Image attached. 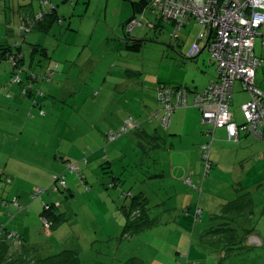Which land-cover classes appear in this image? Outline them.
<instances>
[{"label": "rangeland", "instance_id": "rangeland-1", "mask_svg": "<svg viewBox=\"0 0 264 264\" xmlns=\"http://www.w3.org/2000/svg\"><path fill=\"white\" fill-rule=\"evenodd\" d=\"M43 1H47V4L43 5ZM135 1L140 0H75V3L73 0H0V35L4 31V27L10 28L8 34L4 31V40H1V43L7 42L12 45L17 42L21 44L28 60L33 56H30V48H33V45H38L39 52H34V57H37V63L39 60L44 62L46 68L41 71L36 64L34 73L41 78L47 69L53 68L55 72L50 76L49 81L38 79L35 83L36 87L46 91L47 94L52 90L57 92V89L62 87V90L57 93H65L68 100V110L65 113H61L59 109L54 111L53 107L43 108L44 111L40 112L41 116H36L49 121H46L48 124L46 128L39 129L40 134L35 135L33 143L25 141L15 151L0 152V168H4L5 163L15 160L17 165L19 156H55L56 154L72 157L73 160L70 163L80 167L79 171L72 172L66 163L61 174L56 175L65 176L67 186L71 188L72 193L67 189L63 193L52 192L50 190L53 184L52 180L48 187H37V189L48 190L40 198L36 200L33 198L35 188L29 200L25 202L18 200L17 203L24 208L21 212L17 207L18 204L15 205L13 212L7 209L13 206L11 202L15 195L9 191L12 186L7 183V172L0 169V203L2 206L0 209V233L4 225H8L9 231L18 233L17 231L21 229L18 225L25 217H28V223L38 220L39 225L34 229L30 228L31 232L28 233L29 241L27 242L32 246L36 245L38 253L45 258L57 255L64 250H71L78 253L81 264H152L151 258L158 251L174 253L177 250L181 253L180 255H185L188 253L189 245L192 244L193 250H196V253L200 252L199 244L194 239L192 231L186 230L185 232L183 225H177L170 214L161 212L163 210L160 205L155 207L156 204H161L162 199L160 190H156L157 184H159L158 180L150 181L149 186L142 183L148 174L149 160H142L141 157H138L143 155L136 147L138 139L135 137L133 140L135 131L123 135L114 143L107 140V133L110 130L121 128L116 124L115 119L119 120L126 115L129 116L128 102L123 98V94L128 91L129 86H134L138 93L142 92L140 95L145 96L144 100L148 104L147 95L152 93L151 90L154 89L158 80L168 83V85L173 84L166 75L175 72L174 65H178L185 71L182 77L186 78L185 85L187 86L192 85L194 77H196L197 83L199 82L198 85H201V77L205 76L202 73L204 68L198 67L197 60L183 59L180 56V51L184 54L187 53L198 39L201 27L195 21L181 30L178 41H174L172 38L174 28L167 22L163 23L161 31L149 30L146 27L137 28L130 34V38L152 40L145 42L140 52L126 51L123 40L127 30H125L124 24L133 15L132 2ZM49 7L57 9L55 22L52 23L49 30L47 28L44 31L40 30L41 27L38 26L30 33H21L20 27L23 23L21 17L33 16L35 13H45L46 15L47 11L51 10ZM145 17L148 22L158 23L155 14L147 11ZM261 43L262 37H258L256 55H261L260 57L264 60ZM205 52L208 54L207 51ZM207 54L206 56L209 57ZM126 71L134 75L128 76ZM104 88L106 90L102 93ZM135 99L143 103L140 98ZM57 103L58 108H63L66 105L62 100ZM156 104L159 106L158 102ZM234 104L237 105L236 98L233 99L232 107ZM184 109L186 108L176 112H182ZM177 120L183 122L182 118ZM35 122H37L36 119ZM237 122H244L243 116ZM173 126L174 123L171 122L170 127L163 128V130L170 134L175 133ZM216 143L218 144V141ZM122 147H126L130 153L124 150L126 157L119 162V166L115 168L116 171L120 165L128 163L126 161L130 155L133 158L136 156L134 164H143V167H140L142 169L139 167L137 169L133 165L134 170L129 171L133 173L136 170L135 178L141 177L143 179L141 181H135L136 183L132 184L129 181L128 172H124V196L131 193L127 192L128 190H132L133 194H131L135 196L141 191L145 192L152 201L148 204L149 211L158 216V219L145 221L147 226H144L135 235H124V228L114 215L117 212L116 209L124 202L123 194L110 187L109 182H106L108 181L107 177L105 178L102 172L98 173L96 167L92 169L94 168L92 164L96 163L95 161L91 162V168L88 171L85 172L84 169L88 165L84 162V158L100 156L101 162H103L108 155L115 156L119 152L122 153L119 151ZM1 156L13 157L5 161ZM150 156L155 155L150 154ZM165 156L170 155L166 154ZM16 165L14 169L19 171ZM22 171L29 172L23 169ZM9 177L17 185H19V180L26 186L28 185L25 178ZM102 180L105 184L100 182ZM203 188L205 187L203 186ZM221 189L226 191L223 194L230 196L229 186L222 184ZM181 191L184 189L181 188ZM203 193L204 191L200 197H202V202H205V193ZM261 194L264 196V190ZM261 194L256 200L264 203V197L261 198ZM53 195L60 196L55 198V201L61 202L62 205L58 212L65 214V220L62 224L61 220L60 225L58 224L56 228L47 230L44 228L38 212L42 208L43 201L52 199ZM169 195L172 194L169 193ZM196 197L199 199L198 193L195 195V200H197ZM7 199L10 202L9 207L3 204V200ZM229 199L233 200L234 198L230 196ZM49 201V203H55L54 199ZM168 201L166 200V203ZM189 207L193 208V206ZM120 209L118 212L121 214ZM29 212L31 214L27 215ZM12 213L19 217L14 219ZM177 213L179 214V210L175 211L173 216L175 217ZM181 213L187 217L185 213ZM259 216L258 214L256 218ZM260 228L264 231V220L259 224V230ZM183 233L187 236V242L179 240V235ZM0 237L2 238V236ZM256 250L263 252L260 259L264 260L263 245H252V248L247 250L242 249L232 252V254L229 253L227 259L233 257L234 253H236L234 256H237L242 252L253 253ZM191 259L193 260L192 257ZM186 261L188 260L184 259L183 262L186 263ZM243 264H250V259H244Z\"/></svg>", "mask_w": 264, "mask_h": 264}, {"label": "crops", "instance_id": "crops-1", "mask_svg": "<svg viewBox=\"0 0 264 264\" xmlns=\"http://www.w3.org/2000/svg\"><path fill=\"white\" fill-rule=\"evenodd\" d=\"M22 18L24 17H21V19ZM50 27H47V29L49 30ZM9 29L10 28L4 27L3 30L8 34L10 32ZM162 29L163 27L159 30L157 29V31H161ZM40 30H46V25L41 26ZM4 31H2L0 35V43L2 42L1 40H4ZM32 47L33 48H30V56L33 55L32 58L28 60L26 55H24V67L28 71L26 73H20V76L27 86L36 89L37 87L35 83L37 81H31L35 79L34 76L36 75V73H34V68L36 67V64H38L37 68L42 71L46 66L41 60L37 63V57H34V45ZM261 49L264 51L262 44ZM205 51H207L208 54ZM206 54L209 57H207ZM194 55L197 56L195 60L198 61V67L204 68L202 73H204L205 76L201 77V85H198L199 82L197 83L196 77H194L195 79L193 80L192 85H185L186 78L182 77L185 71L178 65L173 66L174 73L171 72L166 75L167 79L173 82L170 86H183L188 89L187 101L189 107L182 112H174L176 115L174 114V116L171 117L168 126L169 128L171 122L174 123L173 130L175 133L170 135V133L163 130L160 124L161 114L159 113L160 106H157L156 104L158 102L156 88L159 84L168 83L159 80L154 86V89H150L152 93L147 95L149 98V105L146 104V101L144 100L145 96L143 94L140 95L142 92L138 93L134 86H129L128 91H125L123 94V98L128 102L127 112L129 116L126 115L123 119L121 118L119 120L113 118L116 120V124L120 127H122L128 120L132 119L134 122L141 124V130L144 131V133L146 132L149 135L155 133L157 137H161L158 141L159 143L161 142L164 147H161L159 152L156 151V147L154 151L151 150L150 154L155 156H150L149 154L150 168L147 177L144 180L141 177L135 178L136 170L133 173L129 172L134 170V166L137 168L133 163L136 156H134V158L131 155L128 156L129 159L126 161L128 163L120 165L119 169L117 171L115 170V168L119 166V162L123 161L126 157L124 150L129 152L126 147L119 149L122 153L119 152V154H116L115 156H106L103 162H101L100 156H88V165L84 168L85 172L91 168V162L95 161L96 163L92 164V166H94L92 169H95L96 167L98 173L102 172L104 177H107L108 181L106 182H109V186L120 194L124 193V172H128V176H130L129 181H131L132 184L136 183L135 181L138 182L143 180L142 183H146V185L149 186L150 181L158 180L159 184H157L156 190H160L159 193L162 199L161 204L158 203L155 207L160 205L163 210L161 212L170 214L177 225H183L182 227L185 232L186 230H191L194 239H196L199 244L200 252L196 253V250H193L192 244L189 245L188 253L185 255H180L181 253L177 252V250L174 253H163V251H158L157 254L151 258L152 264H174L175 261L183 262L184 259L188 260L189 264H243L244 259H250V264H264V260L260 259L263 254L262 251L256 250L253 253L242 252L237 256H234L236 254L234 253L232 255L233 257L228 260V257L226 259L224 258V253H215L207 248L204 243L208 240H214L211 235L208 237L205 236L210 229L221 223L230 222L233 225L241 226L238 232L241 236L244 235V230L250 231V233H248L249 237L254 236L260 239L264 246V231L261 230V228L259 230V224L264 220V203H261L260 200H256L258 195L264 190V134L262 137H257L251 134H241L239 140L230 141L225 128L216 129L215 137H217V139L212 143V161L214 162V167L209 178L203 183V166L201 162L200 147L210 138L204 133V131L206 132L213 129V127L209 124H203L200 111L195 108L193 104L195 95L205 90L210 82L217 80V67L212 60L211 53L206 48V43L199 41V39L196 40L195 44L187 51V53L184 54L180 51V56L183 59H188L186 56ZM126 73L128 76L134 75L128 71H126ZM12 74L13 66L11 62L8 59L0 58V152L2 153H5L6 150H17V148H20L25 141L30 143L35 141V135L40 134L38 132L39 129L42 130V127L45 129L48 125L46 123L48 120H43L36 116H41L40 112L44 111L43 108L53 107L54 111L59 109L61 113H65L66 110H68L66 94L57 93L62 90V87H59L61 89L58 88L57 92L52 90L51 92L49 91L48 94L46 91L45 93L40 89L44 92V96L39 98H36L35 95L31 93L29 95H24L21 92L22 85L19 83L14 84L10 81ZM29 74L34 75L29 78ZM255 82L256 86L264 91V66L258 69ZM32 90L33 93H35L34 89ZM105 90L106 89L104 88L102 93H104ZM135 98H140L143 103ZM234 98H236L237 105H233L231 112L233 118L237 121L243 116L241 106L249 100V94L244 90L241 81H238L235 84ZM34 100H37V106L35 105ZM59 100H62L63 103L66 104L63 108H58L57 102H59ZM39 118L40 120H38ZM181 118L183 119V122L177 120ZM35 119L37 122H35ZM133 140H135V136ZM217 141L218 144L216 143ZM136 147H139L138 144ZM20 151L22 150L20 149ZM166 154L170 156H165ZM1 157L7 161L13 156ZM166 157L168 158L167 160ZM18 158L17 165L15 160L5 163L3 165L4 168H0L3 172H7V177L11 181L9 185L12 186L9 188V191L11 194L14 193L17 202L18 200L19 202L29 200L33 189H37L39 186H50L52 183V177L61 174L63 168L66 167L64 164L70 163L73 160L72 157L59 156L58 154L55 156H19ZM15 165L19 171L14 169ZM22 169L28 170L29 172L22 171ZM9 176L25 178V182L28 185L26 186L16 178L19 180V185H17ZM100 182L105 184L104 180ZM219 182L223 185L229 186L231 190L229 191L230 196L234 198L233 200L229 199L230 196L223 194L226 193V191L221 189L222 184ZM203 186L205 188H203ZM180 187L183 188L184 191H181ZM67 190L71 192L70 187H67ZM203 191L205 193V202H202V197H200ZM127 192L132 193L133 191L128 190ZM131 193H129V195ZM159 193H157V195H159ZM169 193L172 195H169ZM196 193L199 194V199L196 197L197 200H195ZM139 194L142 195V198H145L146 205L149 208L148 204L152 202L151 199L148 198L145 192L141 191ZM261 195V198H263V194ZM59 197L57 195L51 196L54 201L55 198ZM52 199L49 198L45 201L49 203V200ZM131 199V196H123L124 202L118 208H121V214L118 212V209H116L117 212L114 213L115 217L118 218L119 224L123 228H125L127 222L126 211L129 208V205H131ZM237 199H241V201L243 200L238 211L233 210L234 214L224 213V205ZM166 200L169 201L166 203ZM55 202L59 204L61 203L60 201ZM189 206H193V208H190ZM198 207L202 210L199 220L196 219V210ZM1 208L2 206L0 203V209ZM7 209L10 211L12 210L13 212L15 207L10 206ZM42 209L43 208L38 212L40 217ZM178 210L179 214L177 213L174 217V212H178ZM180 212H183V214L185 213L187 217L183 216L182 213L180 214ZM191 212L193 213L191 214ZM256 212L258 213L256 214ZM30 214L31 212L27 215ZM153 214L154 212L148 211L144 214L142 219L150 221L158 219V216ZM258 214L260 216L256 218ZM12 215L14 216V219L19 217H16L15 213H12ZM63 217L65 218V214ZM27 218L28 217L23 218L22 223L18 225L21 229L17 231L25 241H29L28 233L31 232L30 228L34 229L39 225L38 220L28 223ZM231 219L233 221H230ZM63 222L64 221H62L61 224ZM4 226L8 232H11L8 229V225ZM5 235L6 233H3L2 238ZM179 236L180 242H187L188 239L184 233ZM2 238L0 237V241ZM246 244L247 241L245 242V245ZM15 253L16 251L13 249L10 251V255ZM244 255H246V258Z\"/></svg>", "mask_w": 264, "mask_h": 264}, {"label": "built area", "instance_id": "built-area-1", "mask_svg": "<svg viewBox=\"0 0 264 264\" xmlns=\"http://www.w3.org/2000/svg\"><path fill=\"white\" fill-rule=\"evenodd\" d=\"M154 11L165 20L176 21V31L181 29L186 21L187 14L194 17L203 26L204 33L200 38L208 40L209 50L217 63L218 81L208 85L206 90L197 93L194 105L202 113L203 123L214 128H226L229 138L238 139L240 133H250L257 137L263 136L264 130V92L256 88L255 79L258 69L264 65V60L255 54V43L262 37L264 48V0H150ZM43 5L47 2L43 1ZM41 14L33 20L22 23L20 30L28 33L36 24ZM139 25L132 21L129 32ZM209 32L205 34V31ZM205 34V35H204ZM206 42V43H207ZM17 45V42L15 43ZM52 70V71H51ZM53 75V69L48 72ZM15 82H21L17 76ZM242 81L244 88L250 93V101L242 106L246 122L237 125L233 120L230 103L233 97V88L236 82ZM159 102L163 110L162 123L169 126L172 114L178 108L188 106L187 92L182 88L172 89L167 86L158 88ZM133 128L132 120H128L120 132H111L108 136L110 142L118 139L121 133ZM203 161L206 171L210 168V147L204 146ZM69 170L78 171V165L69 164ZM61 186L66 187L67 182L63 176H54ZM49 208V207H48ZM201 216V210H196V219ZM46 229L51 223L41 218ZM13 237L12 234L8 238ZM250 245L261 246L262 242L256 237H250ZM183 264V263H178Z\"/></svg>", "mask_w": 264, "mask_h": 264}, {"label": "trees", "instance_id": "trees-1", "mask_svg": "<svg viewBox=\"0 0 264 264\" xmlns=\"http://www.w3.org/2000/svg\"><path fill=\"white\" fill-rule=\"evenodd\" d=\"M219 1H223V0H219ZM73 2L75 3V0H73ZM50 9L51 10L47 11L46 15H45V13L44 14L43 13H35L33 16L23 18V23H24L30 19L33 20L34 18H36V16L41 14V18L37 19L36 24L30 28V31L28 33H30L32 30L38 28V26L41 27V26L46 25V28L47 27L49 28L52 25V23L55 22V18L57 16L56 15L57 9H56V7H52ZM147 11L152 13V14H155L157 16L159 22L156 24L153 22H148V20L145 17V12H147ZM132 13H133L132 17L124 24V28H125V30H127V33L125 35V39L123 40L125 49L127 51H130V52H140L144 47V43L152 40V39H145V38L136 40L134 38H130V34L137 28L146 27L149 30H157V29L159 30L160 28L163 27V23L167 22V23H170L172 25V27L174 28V33L172 34V38L174 39V41H178L181 30L185 26L190 25L192 23V21H195L201 27L200 34L204 33L203 26H201L197 22V20H195L194 17H192L190 14H187V18H186L185 23L183 24L181 29L177 32L178 36L175 37L174 34L176 31V25H177L176 21L165 20L161 15H159L158 12L154 11V9L151 6L150 0H140V1L132 2ZM139 16H140V18L138 19ZM132 21H137L139 23V25H136L133 28V30L129 32L128 27L132 23ZM263 28H264V26H263ZM208 32H209V30L205 31V34H207ZM21 33L27 34V33L22 32V31H21ZM200 34L198 36L199 41L203 40V42L206 43L207 38H205V37L200 38ZM210 40H211V38H210ZM210 40H208V42ZM208 42L206 43V48L209 50ZM15 43L12 45H10L7 42H5L3 44L0 43V58L1 59H4V58L8 59L13 66V74L11 76L10 81L14 84L19 83L20 85H22L21 92L24 95H29L31 93V94L35 95L36 98L43 97L44 92L42 90H40L38 88L35 89V88L27 86L24 83V80L21 78L20 73H22V72L26 73L28 70H26L24 67V53H23L22 45L19 43H17V45H15ZM175 45H176V43H175ZM34 51L39 52V46L38 45H34ZM43 51H45V50L43 49ZM209 52L211 53L212 60L215 62L216 67H217V63L213 59L212 52L210 50H209ZM186 57L188 59H196L197 58V56H195V55L194 56H186ZM49 70L50 69H47L46 73L44 75H42L41 78H40V76H37V74H36L34 76L35 79L31 80V81L36 82V81H38V79L49 81V79H50V76L48 75ZM53 72H55V71L53 70ZM32 75H34V74H29V78H31ZM17 76L21 79V82H15L14 81ZM217 81H218V73H217V80L212 81V82H217ZM212 82H210V83H212ZM242 84H243V82H242ZM208 85H207V87H208ZM161 86H167V87H170L172 89L182 88V89L186 90V92L188 91V89L186 87H183V86H170V85L164 84V83L159 84L158 87L156 88L158 104L160 106L159 113L161 114V118H160L161 123L160 124H161L162 128L168 129V127H165L162 123V118H163L164 113H163L162 107L160 105L159 95H158V88ZM243 86H244V84H243ZM255 86H256V82H255ZM234 87H235V85H234ZM206 88H205V90H206ZM256 88H258V87L256 86ZM32 89H34L35 93H33ZM258 89L261 90L260 88H258ZM244 90L249 94V100L248 101H250V99H251L250 93L245 88H244ZM202 92H204V90ZM232 94H233V97H232V101L230 103V110L232 108V103H233V99H234V88H233ZM248 101H246L245 103H247ZM34 103L37 106V104H38L37 100H34ZM193 106L195 108H197L194 104H193ZM242 106H241V111H242ZM187 107H189V105ZM187 107H183V108H187ZM183 108H178L177 110L183 109ZM177 110H175L174 112H176ZM200 114L202 116L201 112H200ZM242 115H243V111H242ZM172 116H173V114H172ZM243 118H244V115H243ZM233 120L237 125H243L246 122L245 118H244V122H242V123L237 122L234 118H233ZM202 122H203V118H202ZM125 124L119 130H110L108 132V136L111 132H114V133L120 132L121 129L125 126ZM132 125H133V128L128 129L127 132H125V133H121V135L118 137L117 140H119L123 135H125L129 132L135 131L134 134H135V137L138 139L137 144L139 146L138 147L139 152L141 153V155H143V156H141V159L142 160L148 159L150 161L148 154H150L151 150L154 151L155 147H156L157 148L156 151L159 152L161 147H164L161 144V142L159 143V141H158L159 138H161V137H157V135L155 133H153L151 135L147 134L146 132L144 133V131L141 130V124L134 122V120H132ZM216 129H218V128L213 127V129H210L206 132L204 131L206 133V135L210 138L207 142L202 144L200 147L201 162H202V166H203V183L205 182V180L207 178H209L211 171L214 167V162L212 161V143L216 140V137H215V130ZM241 134L250 135L249 132L246 134L240 133L238 139H235V138L230 139L229 136H228V138L230 141L239 140ZM263 134H264V132H263ZM251 135H253V134H251ZM108 136H107V140H108V142H110L108 139ZM117 140H115V141H117ZM204 146H209L211 149L210 150V168L208 171H206V169H205L206 166H205L204 161H203V156L205 154V151L203 149ZM84 162L87 164V162H88L87 158H84ZM69 164H72V163H67L66 165H69ZM135 165H136V167H139V168L143 167L142 163L141 164L136 163ZM149 168H150V165H149ZM79 169H80V167H79ZM140 169H142V168H140ZM61 176L65 177L64 175H61ZM52 180H53V184H52V187L50 188V190L52 192H55V193L65 192V190L67 189L68 186H66V187L61 186L60 182L57 179H54V176L52 177ZM65 180H66V178H65ZM7 183L8 184L11 183L10 179L7 180ZM46 191H48V190L35 189L34 193H33V198L35 200L40 198L41 196H43L44 193H46ZM129 196H131L132 201H131V205H129V208L126 211L127 222H126V225L124 228V235H130V234L135 235L136 232L141 230L144 226H147V223L145 221H147V222L150 221V220L142 219L144 214H146L149 211V208L146 205L145 198H142L141 194H137L136 196H133L132 194H130V195L127 194L124 197H129ZM9 203L10 202L8 199L3 200L4 206L9 207L8 206ZM11 203L13 204L14 207H16L15 205L18 204L17 199L14 198ZM242 203H243V200L241 201V199H237V200H234L232 202H229L228 204L224 205L225 209L223 211H224V213L226 212V213L232 214L233 210L238 211V209L242 205ZM60 205H61V203L60 204L56 203V202L55 203H47L46 201H43V203H42L43 209H42V213H41V218H46L51 223L50 229H47V230H52V229L56 228L57 225L61 222V220L62 221L65 220V218L63 217L64 214L57 212ZM17 207H18L19 211L24 210V208H22V206H20V204H18ZM197 209H200V208L198 207ZM201 214H202V210H201ZM200 217L197 220H199ZM230 221H233V220L231 219ZM43 226H44V224H43ZM233 226H235V228H233ZM44 228H45V226H44ZM240 228H241L240 225H233L230 222L221 223L220 225L210 229L208 231V233L205 235L206 237L211 235L214 238V240L213 241L208 240V241H205L204 243H205L207 248L214 251L215 253L216 252L224 253L225 259L227 257H229V253L232 254V252H235V251H241L242 249L247 250L249 248H252V245H250L248 243V237H249L248 233H250V231L244 230L245 233L243 236H241L238 233ZM3 233H6V235L3 236L2 240L0 241V264H81V260L79 258V255L75 251L64 250L57 255H53V256L45 258L38 253L36 245H33V246L30 245L27 241H25L21 237V235L19 233L8 232L6 230L5 226H3V229L1 230L0 236H2ZM10 234H12L13 237L8 238V236ZM246 241H247V244L245 245ZM262 245H263V242H262L261 246ZM12 249L15 250L16 253L10 255V251ZM180 262L181 261H176V264H178ZM181 263L189 264V262H186V263L181 262Z\"/></svg>", "mask_w": 264, "mask_h": 264}]
</instances>
